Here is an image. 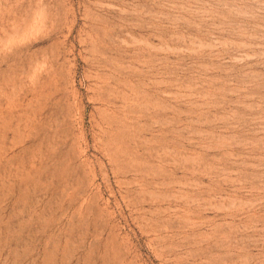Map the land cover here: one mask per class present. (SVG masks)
<instances>
[{"label":"rangeland","instance_id":"obj_1","mask_svg":"<svg viewBox=\"0 0 264 264\" xmlns=\"http://www.w3.org/2000/svg\"><path fill=\"white\" fill-rule=\"evenodd\" d=\"M0 264H264V0H0Z\"/></svg>","mask_w":264,"mask_h":264}]
</instances>
